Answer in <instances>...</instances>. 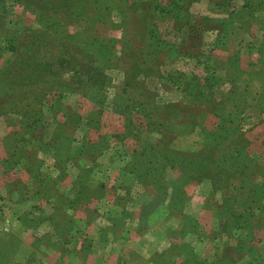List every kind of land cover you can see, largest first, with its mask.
<instances>
[{
    "label": "rangeland",
    "instance_id": "374dc122",
    "mask_svg": "<svg viewBox=\"0 0 264 264\" xmlns=\"http://www.w3.org/2000/svg\"><path fill=\"white\" fill-rule=\"evenodd\" d=\"M0 264H264V0H0Z\"/></svg>",
    "mask_w": 264,
    "mask_h": 264
}]
</instances>
